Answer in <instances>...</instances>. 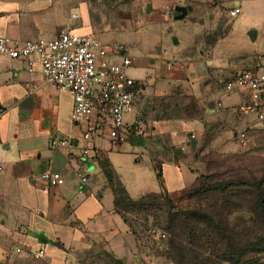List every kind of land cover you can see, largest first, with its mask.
Segmentation results:
<instances>
[{
	"label": "crops",
	"instance_id": "crops-1",
	"mask_svg": "<svg viewBox=\"0 0 264 264\" xmlns=\"http://www.w3.org/2000/svg\"><path fill=\"white\" fill-rule=\"evenodd\" d=\"M179 1L140 0L148 12L188 7L186 17H174L179 22L174 49L160 36L147 38L143 47L144 36L154 37L153 21L130 38L100 37L114 49L123 47L119 56L134 59L127 73L140 83V93L126 122L139 113L147 127L144 137H132L117 150L108 139L97 138L89 144L101 150L81 156L88 143L80 140L81 128L71 119L72 94L47 83L39 65L30 72L25 61L0 54V264H92L90 256L149 264L146 245L117 210L115 188H124L133 200L160 193L161 171L173 197L199 181L205 161L197 156L208 137L227 140L235 129L264 124L237 111L251 100L248 87L229 91L225 86L237 72L264 73V0ZM91 6L92 0H0V36L52 39L68 25L93 33ZM233 7L241 8L236 16L229 14ZM154 21L162 27L169 22ZM174 56L190 61L166 62ZM182 93L195 97L200 117L168 116L150 104ZM55 137L74 138L77 147H54ZM46 170L60 171L65 184L46 188L40 177ZM79 172L88 176L86 183ZM39 249L45 255L37 260L32 254Z\"/></svg>",
	"mask_w": 264,
	"mask_h": 264
},
{
	"label": "rangeland",
	"instance_id": "rangeland-1",
	"mask_svg": "<svg viewBox=\"0 0 264 264\" xmlns=\"http://www.w3.org/2000/svg\"><path fill=\"white\" fill-rule=\"evenodd\" d=\"M196 1L200 0H190L192 4ZM210 1L211 3H218L221 0ZM187 2L189 0L179 1V3ZM174 10L175 6L172 5L148 12L146 3L143 2L141 4L140 0H92V6L89 11L91 18L89 24L93 25V33L99 37L117 34L125 39L131 37L129 33L145 30L150 23L149 21H153L155 28L149 30L154 32V37L144 36L143 38L145 39L142 45L143 43L146 44L147 38L156 40L155 37L159 38L160 36V40L166 37L168 48L174 49V46H172L174 44L173 41L179 39V22L174 21ZM154 20L169 22H165V27H162ZM132 36H135V33ZM143 47L141 50H143ZM172 61L186 64L190 61V58L180 60L174 56L173 60H166L167 63ZM153 103L159 106V109L164 110L168 116L197 118L202 115L201 108L195 97L187 93L173 95L164 100L156 99L151 101L150 104ZM247 128L250 135L247 145L238 143L236 129L235 133L231 134V137L227 140H213L211 136L207 138L205 141L207 147L204 153L197 156V158L205 161L199 181L191 189L173 197L170 196L174 208L171 207L172 204L167 199L161 197L145 198L139 202L141 205L134 209H131L132 204H130L128 207L129 212L126 213L128 218L135 224L137 233L146 245V251L149 254L147 263L175 264L173 263V254L171 249H169L168 243L170 237V232L167 229V226L170 225L169 212L174 210H194L203 194H198L196 197L191 198L189 193L192 191L196 192L203 185L210 186L216 183H225L229 186L227 189L228 194H237L231 197L232 202L235 204L229 208L227 205V208H220L224 233L234 235L233 237L238 243L246 244L253 241L259 245L263 240L264 210L256 208V214L262 216L257 219L255 214L251 212L253 201L249 192L256 191L258 194L259 191L256 187L261 184L260 190L263 191L264 196V124ZM209 195H212L209 198L211 203L215 201L218 204H220V201L222 203V197L216 193ZM225 199L229 200L230 196L226 194ZM145 201L146 204L143 205L142 203ZM180 216V214L173 216L176 218L174 224L181 225L182 218ZM255 219L256 222H253L252 220ZM160 232L164 233L165 236H159ZM204 240L210 241L201 247L206 250L205 258L221 262L223 251L227 247L226 242L222 241L221 237H218L216 231L208 232ZM248 257L257 260L256 264H264V252L254 251L248 254ZM89 259L92 264H111L108 261H96L95 256H90Z\"/></svg>",
	"mask_w": 264,
	"mask_h": 264
},
{
	"label": "built area",
	"instance_id": "built-area-1",
	"mask_svg": "<svg viewBox=\"0 0 264 264\" xmlns=\"http://www.w3.org/2000/svg\"><path fill=\"white\" fill-rule=\"evenodd\" d=\"M240 12V7L229 9L231 16ZM121 50L123 47L114 49L96 34L77 32L73 25L64 27L52 39L39 37L20 41L0 36V54L25 61L30 72L39 65L47 83L72 94L71 119L81 128L80 140L88 143L81 148V156L86 157L101 150V147L89 144L94 139H108L117 150L132 137L147 134L144 118L139 113L132 123L126 122L127 113L136 107L140 83L127 73V69L134 65V59L129 55L119 56ZM225 86L229 91L238 86L248 87L251 100L240 105L237 111L252 114L258 122L264 123V73L243 70L233 74ZM2 112L3 109H0ZM193 137L195 135L192 133L190 138ZM236 139L240 145H247L250 140L248 128H239ZM52 145L70 149L77 147L74 138L66 137L53 138ZM185 149L186 145H183L182 150ZM78 174L82 183H86L88 176L82 172ZM40 177L46 188L61 186L66 182L60 171L46 170ZM159 236L165 234L160 232ZM21 250L16 248L17 252ZM32 255L39 260L45 255V250L39 249Z\"/></svg>",
	"mask_w": 264,
	"mask_h": 264
},
{
	"label": "trees",
	"instance_id": "trees-1",
	"mask_svg": "<svg viewBox=\"0 0 264 264\" xmlns=\"http://www.w3.org/2000/svg\"><path fill=\"white\" fill-rule=\"evenodd\" d=\"M159 178L161 181V185L163 186V191L160 193H149L138 200L131 199L126 190L124 188H115L116 194V207L119 212H121L126 221H128L134 229V232L137 233L135 224L128 218L127 213L129 212L128 207L132 204V208H137L141 205L139 202L144 200L145 198H164L167 199L169 203L172 204L171 207L174 208V204L172 199L170 198L169 193L166 191L164 187V183L162 180V173L159 171ZM228 185L225 183H216L213 185H203L196 192L192 191L189 193L191 198L196 197L198 194L201 195L202 198L198 200L196 208L194 210L188 211H170L168 219L170 220V225L167 226L168 231L170 232L169 237V249H171V253L173 254V263L175 264H256L257 260H253L248 257V254L254 251L264 252V238L260 242V244H255L253 241L244 243H238L234 235H227L224 233V228L222 227V220L220 217V208H228L233 204L231 197L237 195L235 193L228 194L227 189ZM259 191L257 194L256 191H250V195L252 196L253 207L251 208V212L255 214V217L258 219L262 216L256 214V208L260 210H264V196L263 191L260 190L261 184L256 187ZM212 193H216L220 197H222V203L218 204L217 201L211 203L209 198ZM230 196V199H225V195ZM146 204V201L142 203ZM227 205V206H226ZM172 208V209H173ZM128 209V210H127ZM178 212V213H177ZM181 215L182 218L181 225L174 224L176 218L173 216ZM173 217V218H172ZM256 222L255 220H252ZM217 233L218 237H221V240L225 241L227 244L226 249L223 251V258H221V262L211 261L208 258H205L206 250H203L201 247L204 244L209 243L210 241L204 240L205 236L208 232ZM138 234V233H137ZM139 239L141 240L140 235L138 234ZM210 239V238H209ZM109 263L120 264L118 260L113 257L108 258Z\"/></svg>",
	"mask_w": 264,
	"mask_h": 264
},
{
	"label": "water",
	"instance_id": "water-1",
	"mask_svg": "<svg viewBox=\"0 0 264 264\" xmlns=\"http://www.w3.org/2000/svg\"><path fill=\"white\" fill-rule=\"evenodd\" d=\"M188 14V7L183 5H177L174 10V17L176 19H181L186 17ZM177 42V40H175ZM137 140L144 141L142 138H138Z\"/></svg>",
	"mask_w": 264,
	"mask_h": 264
}]
</instances>
